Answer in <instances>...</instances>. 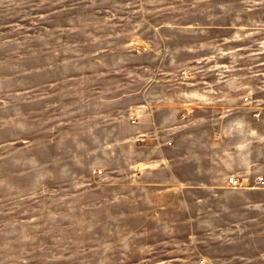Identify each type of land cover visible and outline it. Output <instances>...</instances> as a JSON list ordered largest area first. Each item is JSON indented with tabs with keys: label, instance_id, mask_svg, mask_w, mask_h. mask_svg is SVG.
<instances>
[{
	"label": "rangeland",
	"instance_id": "rangeland-1",
	"mask_svg": "<svg viewBox=\"0 0 264 264\" xmlns=\"http://www.w3.org/2000/svg\"><path fill=\"white\" fill-rule=\"evenodd\" d=\"M191 129L264 175V0H0V264H264V189L139 187Z\"/></svg>",
	"mask_w": 264,
	"mask_h": 264
},
{
	"label": "crops",
	"instance_id": "crops-1",
	"mask_svg": "<svg viewBox=\"0 0 264 264\" xmlns=\"http://www.w3.org/2000/svg\"><path fill=\"white\" fill-rule=\"evenodd\" d=\"M195 132L194 129H191L190 133L186 131L176 137H167L165 135L160 137L158 144L152 141V145L150 146L153 148L151 152L154 153H149V155L143 159V162L139 163L141 166L139 169V173L141 174L139 179H141V182L140 184L137 182V185L139 184V187L152 193L178 195V202L181 205L178 209L187 212L191 209V203L186 198L188 194L194 196L198 195L195 200L200 204L204 201L209 202V204L206 203V209H214L218 202L221 203L224 208L230 209L232 195H236L237 197V195L240 194L238 191H241L236 190L237 188L228 186L227 179L230 172L232 173L243 164L246 165L245 168L250 169L251 164L245 162V159L242 161L243 156L241 155L239 156L240 158H237V163L234 162V160H229L227 166L225 161L228 159L222 157V161L225 162L222 169L223 171L222 173L215 172L212 162L216 160L217 154H214L213 151L220 145L217 146L213 142V133L208 131L205 134L207 143L205 142V144L199 146L198 141L191 139L192 136L197 137ZM223 147L225 146H222V148ZM199 149H205L206 153L200 155ZM188 151L191 153L190 155L186 153ZM187 157H190V159L188 160ZM131 161L132 164H134L135 158L132 157ZM187 161H192L196 164L197 168L195 167V169L191 171H182L181 165L186 164ZM204 163L206 167L203 166ZM225 166H227V169ZM231 169L233 170L231 171ZM203 173L207 175V178L200 179V175ZM131 184H133L134 187L135 183L131 182ZM127 185H129V183ZM244 189L257 190L250 188ZM255 193L254 191H245L244 194L247 198V196L253 197ZM165 207L166 206H163V208ZM175 214L177 215V213Z\"/></svg>",
	"mask_w": 264,
	"mask_h": 264
},
{
	"label": "built area",
	"instance_id": "built-area-1",
	"mask_svg": "<svg viewBox=\"0 0 264 264\" xmlns=\"http://www.w3.org/2000/svg\"><path fill=\"white\" fill-rule=\"evenodd\" d=\"M133 123L138 122V117L132 121ZM139 141H144L145 138H139ZM228 186L231 188H250V189H264V175L263 174H255L252 179L243 178L238 176L237 174L230 175L227 179Z\"/></svg>",
	"mask_w": 264,
	"mask_h": 264
}]
</instances>
